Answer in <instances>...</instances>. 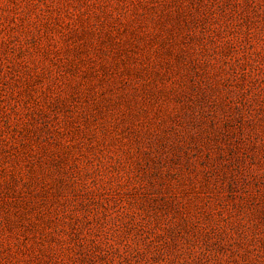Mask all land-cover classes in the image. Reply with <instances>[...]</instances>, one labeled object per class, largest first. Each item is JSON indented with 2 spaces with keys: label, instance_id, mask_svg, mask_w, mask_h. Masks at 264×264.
I'll return each mask as SVG.
<instances>
[{
  "label": "rangeland",
  "instance_id": "rangeland-1",
  "mask_svg": "<svg viewBox=\"0 0 264 264\" xmlns=\"http://www.w3.org/2000/svg\"><path fill=\"white\" fill-rule=\"evenodd\" d=\"M0 264H264V0H0Z\"/></svg>",
  "mask_w": 264,
  "mask_h": 264
}]
</instances>
